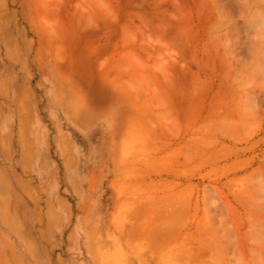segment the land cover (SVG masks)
Here are the masks:
<instances>
[{
    "label": "rangeland",
    "instance_id": "374dc122",
    "mask_svg": "<svg viewBox=\"0 0 264 264\" xmlns=\"http://www.w3.org/2000/svg\"><path fill=\"white\" fill-rule=\"evenodd\" d=\"M264 0H0V264H264Z\"/></svg>",
    "mask_w": 264,
    "mask_h": 264
},
{
    "label": "clouds",
    "instance_id": "9594fccd",
    "mask_svg": "<svg viewBox=\"0 0 264 264\" xmlns=\"http://www.w3.org/2000/svg\"><path fill=\"white\" fill-rule=\"evenodd\" d=\"M260 35L257 36L258 39L264 38V24L261 25Z\"/></svg>",
    "mask_w": 264,
    "mask_h": 264
}]
</instances>
